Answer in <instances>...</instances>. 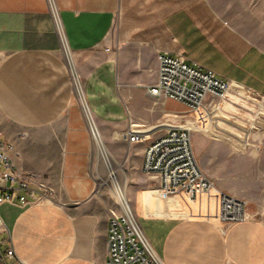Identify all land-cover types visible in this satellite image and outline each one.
Masks as SVG:
<instances>
[{"label":"crops","instance_id":"obj_1","mask_svg":"<svg viewBox=\"0 0 264 264\" xmlns=\"http://www.w3.org/2000/svg\"><path fill=\"white\" fill-rule=\"evenodd\" d=\"M55 1L62 36L47 0H0V134L20 153L19 167L43 175L56 191L51 204L1 207L17 254L29 264H106L111 207L98 186H111L109 162L164 264H264V115L255 128L245 127L254 117L244 104L258 108L234 94L244 96L248 88L264 96V3ZM62 38L82 80L97 140L75 96ZM166 53L233 82L234 93L210 117L213 126L200 111L148 95L158 57ZM131 124L148 133L190 127L243 149L222 142L230 151L212 155L209 173L248 202L247 219L222 226L213 219L212 200L187 206L160 198L141 173L147 142L120 139Z\"/></svg>","mask_w":264,"mask_h":264},{"label":"built area","instance_id":"obj_2","mask_svg":"<svg viewBox=\"0 0 264 264\" xmlns=\"http://www.w3.org/2000/svg\"><path fill=\"white\" fill-rule=\"evenodd\" d=\"M47 3L58 33L62 36L56 1L47 0ZM62 46L75 96L90 132L97 140L98 129L86 100L83 83L63 38ZM158 64L157 81L147 89L148 95L162 104L166 100H174L189 111H200L213 126L215 119L212 122L210 117L222 110L224 102L234 93L231 89L233 82L208 68L190 63L183 56L162 54L158 57ZM238 93L234 94L258 108L247 109L248 106L244 104V110L254 117L252 121H244L245 127L252 125L255 128L264 115V96L248 88L246 95ZM233 102L241 103L240 100ZM137 129L131 124L121 133L120 139L130 144L147 142L141 173L149 179L150 187L160 198L178 199L187 206L198 205L201 200H212L216 209L213 219L222 226H232L247 219L248 202L218 188L203 171L194 149L193 128L166 127L151 133ZM19 159L20 153L15 146L0 134V209L5 204L26 209L55 202L56 191L43 175L23 171L18 165ZM106 166L120 202L117 209L109 211L106 264H164L147 238L129 200L125 199L120 187H116L120 185L115 170L109 162H106ZM0 264H29L17 254L1 212Z\"/></svg>","mask_w":264,"mask_h":264},{"label":"rangeland","instance_id":"obj_3","mask_svg":"<svg viewBox=\"0 0 264 264\" xmlns=\"http://www.w3.org/2000/svg\"><path fill=\"white\" fill-rule=\"evenodd\" d=\"M251 1H253L259 5L261 3H264V0H251ZM237 104L240 105V103H237ZM238 130H239V132H238L239 137L244 138V130L240 129V128ZM212 136L213 135H207L203 132H196V133L193 132L195 153H196L198 161H199L203 171L206 173V175L209 178H211L212 180H214V182L217 184L218 188L226 191L227 189L224 186H222V184L218 183L216 178L214 176L210 175V173H209V166H210L211 157H212V155H214L217 152H219L220 154H226L228 151H230V149L235 150V151H237V149H238L239 152L244 151V150L241 149L240 147H238L236 144L231 143L234 147L236 146L237 149H235L231 144L227 143L225 140L213 139ZM215 140H217L218 143H214ZM222 142H226L227 144H229L230 149L227 146L223 145L224 143H222ZM251 161H253V165L255 167L260 166L257 158H254V159L252 158L250 160V162ZM240 169H241L240 173L243 174L244 173V161L240 164ZM110 184H111V186H98V193L100 195V199L102 197V199L111 207L110 209H117L120 205L119 204L120 202H119V199H118L117 194L115 192V186H113L111 180H110ZM116 187H120L122 192H124L125 197L129 200L128 194H127V186H116ZM257 189H258V191H260L259 190L260 188L257 187ZM130 205H131L132 209L134 210L131 202H130Z\"/></svg>","mask_w":264,"mask_h":264},{"label":"bare ground","instance_id":"obj_4","mask_svg":"<svg viewBox=\"0 0 264 264\" xmlns=\"http://www.w3.org/2000/svg\"><path fill=\"white\" fill-rule=\"evenodd\" d=\"M84 114V113H83ZM85 116V115H84ZM118 191V190H117ZM123 195H124V197H125V194H124V192H123ZM125 199H127L126 197H125Z\"/></svg>","mask_w":264,"mask_h":264}]
</instances>
